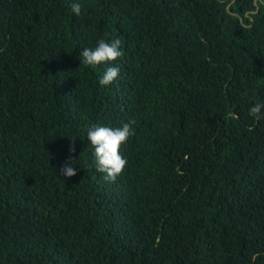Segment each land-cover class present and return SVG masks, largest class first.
I'll return each mask as SVG.
<instances>
[{
  "label": "trees",
  "instance_id": "1",
  "mask_svg": "<svg viewBox=\"0 0 264 264\" xmlns=\"http://www.w3.org/2000/svg\"><path fill=\"white\" fill-rule=\"evenodd\" d=\"M257 102L264 0H0V264H264ZM133 120L106 180L87 132Z\"/></svg>",
  "mask_w": 264,
  "mask_h": 264
},
{
  "label": "clouds",
  "instance_id": "2",
  "mask_svg": "<svg viewBox=\"0 0 264 264\" xmlns=\"http://www.w3.org/2000/svg\"><path fill=\"white\" fill-rule=\"evenodd\" d=\"M71 12L76 16H80L82 14L81 5L78 2L73 3ZM123 55L119 38L101 39L94 48H84L82 50L80 65L96 67L101 64H113V66L106 67L99 80L101 86H109L120 77V68L115 66L114 62ZM262 109H264V102H257L250 108L249 115L256 120L264 119ZM134 123L133 120L118 128L96 126L90 128L87 132V139L95 149L96 171L103 173L106 180L114 182L127 165V159L120 154V148L135 134L132 127ZM71 151H74V148ZM60 174L66 178H72L77 175V171L72 166V162L69 161L61 167Z\"/></svg>",
  "mask_w": 264,
  "mask_h": 264
},
{
  "label": "water",
  "instance_id": "3",
  "mask_svg": "<svg viewBox=\"0 0 264 264\" xmlns=\"http://www.w3.org/2000/svg\"><path fill=\"white\" fill-rule=\"evenodd\" d=\"M257 5V3H255Z\"/></svg>",
  "mask_w": 264,
  "mask_h": 264
}]
</instances>
